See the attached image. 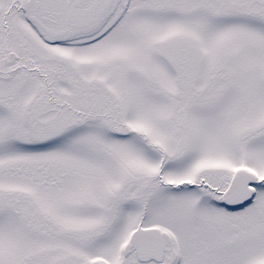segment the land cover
<instances>
[{"label": "snow or ice", "instance_id": "1", "mask_svg": "<svg viewBox=\"0 0 264 264\" xmlns=\"http://www.w3.org/2000/svg\"><path fill=\"white\" fill-rule=\"evenodd\" d=\"M0 264H264V0H0Z\"/></svg>", "mask_w": 264, "mask_h": 264}]
</instances>
